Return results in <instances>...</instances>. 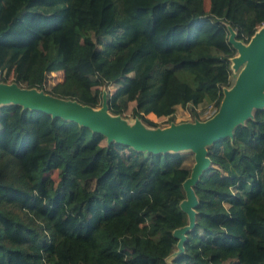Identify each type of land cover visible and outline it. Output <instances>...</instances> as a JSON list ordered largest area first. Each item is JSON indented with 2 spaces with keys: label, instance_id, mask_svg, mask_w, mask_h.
Listing matches in <instances>:
<instances>
[{
  "label": "trees",
  "instance_id": "obj_1",
  "mask_svg": "<svg viewBox=\"0 0 264 264\" xmlns=\"http://www.w3.org/2000/svg\"><path fill=\"white\" fill-rule=\"evenodd\" d=\"M257 23L264 0H0V80L91 107L112 83L108 112L133 102L155 128L147 113L217 109L235 54L227 29L246 42ZM53 71L61 80L45 86ZM103 138L0 103V264H264V106L206 146L179 250L182 152Z\"/></svg>",
  "mask_w": 264,
  "mask_h": 264
},
{
  "label": "water",
  "instance_id": "obj_2",
  "mask_svg": "<svg viewBox=\"0 0 264 264\" xmlns=\"http://www.w3.org/2000/svg\"><path fill=\"white\" fill-rule=\"evenodd\" d=\"M227 41L237 53L231 58L234 66H242L231 86L222 90L216 111L205 120L170 123L161 128H145L136 120L134 126H130L107 114L104 99L100 108L96 109L73 99L59 98L15 83L0 82V103L15 102L26 108L48 112L51 116L72 120L101 133L106 143L113 140L150 152L189 149L193 152V164L182 181L184 198L179 208L186 213L188 225L192 227L196 204L192 185L202 170L210 165L206 146L231 136L233 126L250 116L252 108L264 106V26L253 32L246 43L234 38V32L227 37ZM173 235L177 238L174 232ZM183 238L176 242L178 250Z\"/></svg>",
  "mask_w": 264,
  "mask_h": 264
},
{
  "label": "rangeland",
  "instance_id": "obj_3",
  "mask_svg": "<svg viewBox=\"0 0 264 264\" xmlns=\"http://www.w3.org/2000/svg\"><path fill=\"white\" fill-rule=\"evenodd\" d=\"M207 2V1H206ZM204 8L207 9V5L204 4ZM264 26V23H257L255 26V30ZM233 30L231 28L228 27L227 29V37L232 36L233 35ZM240 40L242 43H246L244 41H242V39H238ZM98 47V45H97ZM213 52H218L217 50L212 49ZM236 51L235 54L236 55ZM242 66V64H239L238 66H234L233 61L230 58V63H229V70H230V74H229V85L223 87V89H226L228 87L231 86V84L233 83L236 74L238 73L240 67ZM1 75V74H0ZM2 76V75H1ZM61 80V72L60 71H53V72H49L47 74L46 77V82H45V86H49L51 83ZM1 83H14L12 82L11 79V74H7L6 77L4 78L3 81L0 80ZM22 87V86H21ZM96 88H98L100 90V103L93 107V108H100L101 106V102L102 100L106 98V95L108 92H111L114 88V85L112 83L109 84H105V85H97L95 86ZM46 93V92H45ZM48 94V93H47ZM133 105V102H129L126 109L121 113V114H111L110 112H108V110L106 109L107 114H109L110 116H116L121 122L130 125V126H134L135 121H139V119L137 118H133L131 116V106ZM197 110V118H192V116L186 111V109L180 107V106H176L174 109V112L171 116H155V115H149V119H151L153 122L156 123V126L161 128V127H165L167 125H169L170 123H180V122H192L194 120H205L207 118H209L211 115H213V113L216 111L213 110V108L211 106L205 105L204 103L198 104L196 107ZM141 125L145 128H150L145 126L144 124H142V122H140ZM156 128V127H155ZM106 143V138L104 137L101 141L100 144H105ZM245 151V149H243V152ZM182 152V156H183V160L182 163L183 165H185L186 167L189 168L192 166L193 164V152L190 151L189 149H184L181 150ZM50 176L54 179H56V170H51L49 172ZM191 227L188 225V220L187 223L181 227H178L176 229H174V233L177 236V240H181V238H183L185 232L187 230H189ZM182 236L180 239L179 237ZM178 246L177 244L175 245L174 249H177ZM176 251V250H175Z\"/></svg>",
  "mask_w": 264,
  "mask_h": 264
},
{
  "label": "crops",
  "instance_id": "obj_4",
  "mask_svg": "<svg viewBox=\"0 0 264 264\" xmlns=\"http://www.w3.org/2000/svg\"><path fill=\"white\" fill-rule=\"evenodd\" d=\"M233 56H234V55H233ZM233 56H232V57H233ZM232 57H231V58H232ZM176 106H179V105H176ZM176 106H175V107H176ZM149 115H154V114H153V113H147L145 116H146V117H149ZM243 149H245L244 152H243ZM241 151H242L243 153H249V152H250V149H248L247 147H243V148L241 149Z\"/></svg>",
  "mask_w": 264,
  "mask_h": 264
},
{
  "label": "bare ground",
  "instance_id": "obj_5",
  "mask_svg": "<svg viewBox=\"0 0 264 264\" xmlns=\"http://www.w3.org/2000/svg\"><path fill=\"white\" fill-rule=\"evenodd\" d=\"M258 29H259V28H258ZM258 29H257V30H258ZM257 30H256V31H257Z\"/></svg>",
  "mask_w": 264,
  "mask_h": 264
}]
</instances>
